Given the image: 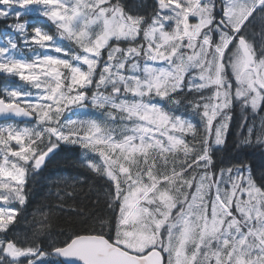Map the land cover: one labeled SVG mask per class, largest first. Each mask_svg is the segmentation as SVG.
Segmentation results:
<instances>
[{"label": "snow or ice", "instance_id": "obj_1", "mask_svg": "<svg viewBox=\"0 0 264 264\" xmlns=\"http://www.w3.org/2000/svg\"><path fill=\"white\" fill-rule=\"evenodd\" d=\"M10 17L35 54L16 58L6 36L0 73L35 91L0 90V118L35 123L0 124V264H264V184L246 162L213 160L234 106L260 117L241 122L237 148H264V0H155L147 17L119 0H0ZM29 17L57 33L29 32ZM60 144L96 157L85 165L110 181L114 229L47 245L43 225L10 235Z\"/></svg>", "mask_w": 264, "mask_h": 264}, {"label": "trees", "instance_id": "obj_2", "mask_svg": "<svg viewBox=\"0 0 264 264\" xmlns=\"http://www.w3.org/2000/svg\"><path fill=\"white\" fill-rule=\"evenodd\" d=\"M119 3L126 11L134 15H142V9L152 12L154 7L152 0H119ZM14 21V18L0 19V35L4 28ZM258 32V26H254L249 33V39L254 37L261 46V36L253 35ZM9 78L0 73V90L4 87H18V84L12 85ZM234 110L240 114L244 111L236 106ZM259 118L255 116L250 122L243 121V123L245 125L254 121L258 123ZM241 122L238 134H234V139L232 138V144L230 137L226 141V145L230 143L232 147L231 160L234 164L248 163L257 184H264V175L261 174L264 173V148L261 146L237 148L236 146L238 139L247 131L241 126ZM110 190V182L85 165L83 152L78 146L60 144L45 165L29 178L27 202L22 208L15 205L20 208L21 215L10 235L23 239L26 235L30 236L34 229L43 225L45 231L41 234V241L47 245L49 240L63 241L74 233L87 234L93 230L99 232L101 227L107 233L109 225L113 229L115 226L107 206L106 197ZM101 220L105 221L103 225Z\"/></svg>", "mask_w": 264, "mask_h": 264}, {"label": "rangeland", "instance_id": "obj_3", "mask_svg": "<svg viewBox=\"0 0 264 264\" xmlns=\"http://www.w3.org/2000/svg\"><path fill=\"white\" fill-rule=\"evenodd\" d=\"M8 19H12V18L10 17ZM28 19H30L32 21V23L30 24L29 29H28L29 32L31 31L32 27L40 26L45 31H47V32H49L51 34H56L57 33V29H56L55 25L52 24L50 21H46L44 19L37 20L35 17H29ZM14 22H12V23H14ZM12 23H9L8 25H10ZM8 25H7L6 28H4L2 35H0V44L4 43L6 36H13V37H15L18 40V42L20 44V48L15 54L16 58H31V56L35 54L34 51L33 52H29V50L27 48L23 47V42L20 41L19 36L16 33H14L13 30L8 27ZM57 39L58 40L55 41L56 43L66 46L67 41H60L58 36H57ZM9 77H10L9 81L12 82V85L18 84V87H20L21 89H25V90H29V91H33V92L35 91L34 89H31L30 86H28L24 82L20 81L17 77H11V76H9ZM153 102H158V101H153ZM160 103H164V102L160 101ZM234 111L235 110H234V107H233V109H232V119H231V123H230L229 130H228V133H227V137H226V140H225V144L223 145V147H221L219 149H215L213 151V160H214V163H215V165L217 167H225V166H229V165H233L234 164L232 162V160H231V158H232V155H231L232 147H230V146L232 144V138L234 139V134H238V132H239V124H240L241 121L250 122L251 120H253L255 118V113H251L247 109H245L243 111V114H240L238 111L237 112L235 111L236 112L235 116L233 114ZM88 114L100 118L99 112H97V110H95V109H92L91 105H89ZM192 118H193L194 122L197 125H199V123H200L199 118L198 117H192ZM257 127H259V122L257 123ZM229 137H230L231 144L229 143V144L226 145V141L228 140ZM93 158H96V157H94V154L83 153V159L85 161L89 160V159H93ZM238 164H240V163H238ZM16 205H19V204H16ZM37 264H45V262L37 261Z\"/></svg>", "mask_w": 264, "mask_h": 264}, {"label": "water", "instance_id": "obj_4", "mask_svg": "<svg viewBox=\"0 0 264 264\" xmlns=\"http://www.w3.org/2000/svg\"><path fill=\"white\" fill-rule=\"evenodd\" d=\"M9 119H13L19 124H31V123L35 122L34 120H29V118H19V117H17V118H8V117H5V118H0V123H5L6 122L5 120H9ZM7 122H13V121H7ZM51 154L52 153H50L49 156L46 158L45 163L47 162V160L51 156Z\"/></svg>", "mask_w": 264, "mask_h": 264}]
</instances>
